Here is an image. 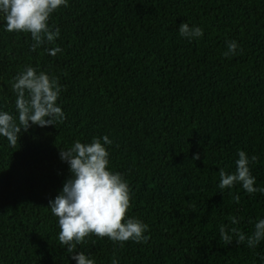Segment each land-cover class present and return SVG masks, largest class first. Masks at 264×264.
<instances>
[{
	"label": "trees",
	"instance_id": "trees-1",
	"mask_svg": "<svg viewBox=\"0 0 264 264\" xmlns=\"http://www.w3.org/2000/svg\"><path fill=\"white\" fill-rule=\"evenodd\" d=\"M67 2L48 21L59 37L36 51L0 15V111L17 114L13 78L31 66L58 78L65 114L22 131L15 147L0 136V264H77L49 208L71 176L59 152L105 135L108 169L131 191L126 219L147 224L150 238L91 235L77 251L95 264H264V241L250 249L219 232L236 217L231 226L250 235L264 193L218 186L243 150L264 188V0ZM181 23L203 36H180ZM229 41L239 47L226 57Z\"/></svg>",
	"mask_w": 264,
	"mask_h": 264
},
{
	"label": "clouds",
	"instance_id": "clouds-1",
	"mask_svg": "<svg viewBox=\"0 0 264 264\" xmlns=\"http://www.w3.org/2000/svg\"><path fill=\"white\" fill-rule=\"evenodd\" d=\"M61 6L67 7V0H0V15L6 22L7 32L30 33L34 42L31 50L36 51L45 43H55L59 37L60 29L53 28L48 21ZM179 34L191 40L203 36V29L181 23ZM238 47L236 41H229L224 55L237 54ZM60 52L62 49L58 46L48 49L53 57ZM12 91L16 95L17 114L0 111V136L5 137L10 146L15 147L19 134L27 132L32 125L56 126L58 121L65 119L62 108L57 104L61 93L57 77L45 71L38 73L28 66L13 78ZM112 143L105 135L93 138L91 143L77 140L70 148H61L59 152L60 159L68 163L71 176L55 199L49 201V208L58 218L59 242L67 247V252L72 254L77 264H95L94 259L77 251V246L86 242L91 235L107 237L121 244L129 240L146 243L150 238L144 235L149 231L147 224L135 218L126 219L131 191L121 173L108 169L109 151L105 145ZM238 157L235 172L228 174L223 168L219 170L218 186L221 191L240 184L250 195L264 193V188L254 186L256 178L250 170V163L255 162L257 157H249L243 150L238 152ZM199 158V154H196L193 160ZM234 199L236 203L240 202L239 195ZM230 221L231 225L239 223L236 217H231ZM231 225L219 226L221 239L226 244L235 240L237 244L246 242L248 248L255 249L264 241V219L255 222L250 235ZM112 264H118V261L113 260Z\"/></svg>",
	"mask_w": 264,
	"mask_h": 264
}]
</instances>
